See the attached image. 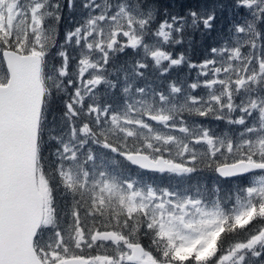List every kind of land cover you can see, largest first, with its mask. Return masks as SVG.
<instances>
[{
  "label": "snow or ice",
  "instance_id": "snow-or-ice-1",
  "mask_svg": "<svg viewBox=\"0 0 264 264\" xmlns=\"http://www.w3.org/2000/svg\"><path fill=\"white\" fill-rule=\"evenodd\" d=\"M0 264H264V0H0Z\"/></svg>",
  "mask_w": 264,
  "mask_h": 264
},
{
  "label": "trees",
  "instance_id": "trees-1",
  "mask_svg": "<svg viewBox=\"0 0 264 264\" xmlns=\"http://www.w3.org/2000/svg\"><path fill=\"white\" fill-rule=\"evenodd\" d=\"M197 38H199V35L197 34V36H196V39ZM183 49H180V48H177L176 49V51H182ZM201 58V50H200V48L197 46L196 48H195V51L192 53V59L194 60V61H197V60H199ZM187 70H186V68H184V69H182V74L183 73H185Z\"/></svg>",
  "mask_w": 264,
  "mask_h": 264
},
{
  "label": "rangeland",
  "instance_id": "rangeland-1",
  "mask_svg": "<svg viewBox=\"0 0 264 264\" xmlns=\"http://www.w3.org/2000/svg\"><path fill=\"white\" fill-rule=\"evenodd\" d=\"M199 38H197V40H198ZM178 52V51H177ZM198 61V60H197ZM187 70V69H186ZM188 71V70H187ZM187 71L185 72V73H187ZM192 76L194 77L195 76V71H193L192 72ZM93 254H95V253H93Z\"/></svg>",
  "mask_w": 264,
  "mask_h": 264
}]
</instances>
